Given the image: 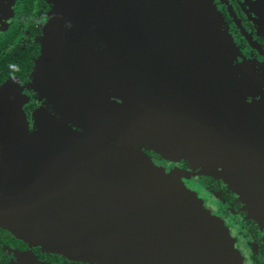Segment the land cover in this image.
<instances>
[{"label": "water", "instance_id": "obj_1", "mask_svg": "<svg viewBox=\"0 0 264 264\" xmlns=\"http://www.w3.org/2000/svg\"><path fill=\"white\" fill-rule=\"evenodd\" d=\"M53 2L30 85L43 95L55 84L59 117L39 109L29 130L18 87H0V223L98 264H242L222 218L141 149L230 165L236 147L222 140L259 132L234 128L259 113L242 100L262 90L264 71L234 64L214 0ZM90 23L101 50L81 32ZM72 115L79 130L63 121ZM250 195L253 217L264 218V193Z\"/></svg>", "mask_w": 264, "mask_h": 264}, {"label": "flooded vegetation", "instance_id": "obj_2", "mask_svg": "<svg viewBox=\"0 0 264 264\" xmlns=\"http://www.w3.org/2000/svg\"><path fill=\"white\" fill-rule=\"evenodd\" d=\"M214 1L236 47L234 64L245 60L250 63L253 73L264 71V0ZM53 6V0H0V87L7 81L18 87L19 102L29 130L35 127L33 113L39 109L59 117L60 102L50 92L55 84H43V95L30 85L34 61L43 48ZM93 48L101 50V42L94 43ZM59 87L61 89V85ZM66 93L68 96L73 94V88ZM242 101L260 114L255 112L243 126L234 129L259 131L255 134L259 138L222 140L236 147L230 165L202 167L188 157L174 155L166 159L145 145L141 149L155 165L174 171L189 189L197 193L212 214L222 218L242 264H264V218L253 217L256 201L250 195L264 193V138H260L264 137V131L260 132L264 130V85L260 91L246 93ZM228 113L232 114L231 111ZM63 121L79 130L75 116L65 117ZM3 145L0 135V155ZM230 177L234 179V185L227 180ZM247 178L261 179L260 186L251 183L248 188L244 184ZM0 264L98 263L47 251L18 237L0 223Z\"/></svg>", "mask_w": 264, "mask_h": 264}, {"label": "rangeland", "instance_id": "obj_3", "mask_svg": "<svg viewBox=\"0 0 264 264\" xmlns=\"http://www.w3.org/2000/svg\"><path fill=\"white\" fill-rule=\"evenodd\" d=\"M215 2V1H214ZM216 4V3H215ZM94 12H91V14L90 15H92V16H94ZM51 17H52V15H51ZM66 27H64L62 24H60V29H62V31H63V29H65ZM89 32L91 35H90V37H89V41H90V43H92L91 44V47H94V43H100V40H101V38H102V35H101V33L100 32H102L101 31V29H100V27H97V31H96V27L95 26H93L91 23L89 24V26H88V29L86 30H84V31H81V32H83V33H86V32ZM87 36V35H86ZM83 37H78V42L79 41H81V39H82Z\"/></svg>", "mask_w": 264, "mask_h": 264}]
</instances>
